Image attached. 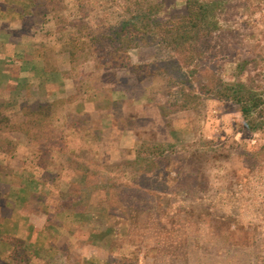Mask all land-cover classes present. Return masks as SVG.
Listing matches in <instances>:
<instances>
[{
	"label": "rangeland",
	"instance_id": "obj_1",
	"mask_svg": "<svg viewBox=\"0 0 264 264\" xmlns=\"http://www.w3.org/2000/svg\"><path fill=\"white\" fill-rule=\"evenodd\" d=\"M215 1L222 51L202 64L264 93V0ZM128 4L0 0V114L21 121L26 105L53 104L33 136L0 132V264H13L5 234L29 244L27 264H264V128H247L236 105L200 94L190 75L199 100L175 110L180 85L111 67L110 44L87 35ZM130 54L146 63L172 51ZM143 142L169 155L146 179L135 162Z\"/></svg>",
	"mask_w": 264,
	"mask_h": 264
},
{
	"label": "trees",
	"instance_id": "obj_2",
	"mask_svg": "<svg viewBox=\"0 0 264 264\" xmlns=\"http://www.w3.org/2000/svg\"><path fill=\"white\" fill-rule=\"evenodd\" d=\"M168 1L129 0V4L116 21L108 27L105 26L107 31L102 29L99 35L89 32L87 36H90L94 43L103 45L104 42H108L110 44L111 67L129 68L140 81L146 76L163 74L169 86L180 85L183 98L172 104L173 109L189 108L193 102L199 100L200 93L206 97L236 105L247 128L253 131L263 129L264 93L260 86L253 82L247 83L241 78L227 80L219 73L217 66L202 64L209 57H214L222 51L219 46L223 43L218 42L216 34L219 28L216 9L222 6L221 1L184 0L181 9L169 16H163ZM155 45L171 50L172 56L146 63L133 62L130 49ZM79 47L80 43L76 37H73L71 54H75V50ZM195 67L200 69L196 70ZM187 68L188 73L185 71ZM189 75L197 80L199 93L193 90L194 82ZM24 110V119L21 121H14L13 118L0 114V132L8 129L33 136L36 133L35 130L39 131L48 127L53 114V104L41 102L26 105ZM166 152L162 143L140 144L135 162L142 171L144 179L149 172L161 174L159 168L162 165L165 166L169 157ZM143 195L150 196L151 192L148 191ZM1 242L10 250L13 264H27L31 260L32 253L25 239L5 234ZM114 260H106L104 264H132L126 262L124 258Z\"/></svg>",
	"mask_w": 264,
	"mask_h": 264
}]
</instances>
